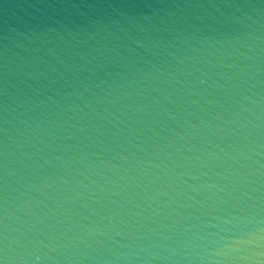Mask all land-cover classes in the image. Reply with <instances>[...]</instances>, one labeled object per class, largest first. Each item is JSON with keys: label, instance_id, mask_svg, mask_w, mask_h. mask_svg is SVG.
I'll use <instances>...</instances> for the list:
<instances>
[{"label": "water", "instance_id": "1", "mask_svg": "<svg viewBox=\"0 0 264 264\" xmlns=\"http://www.w3.org/2000/svg\"><path fill=\"white\" fill-rule=\"evenodd\" d=\"M0 264H264V0H0Z\"/></svg>", "mask_w": 264, "mask_h": 264}]
</instances>
